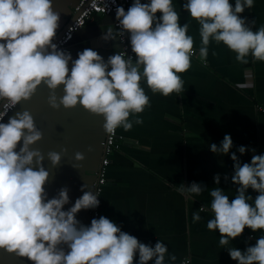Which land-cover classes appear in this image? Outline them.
<instances>
[{
    "label": "clouds",
    "instance_id": "clouds-1",
    "mask_svg": "<svg viewBox=\"0 0 264 264\" xmlns=\"http://www.w3.org/2000/svg\"><path fill=\"white\" fill-rule=\"evenodd\" d=\"M253 4L254 0H234V6L230 0H185L180 11L173 0H133L127 11L117 6L116 27L110 24L100 38L122 41L127 34L135 59L125 49L105 61L91 48L73 59L53 42L60 13L53 9L52 0H0V120L43 84L49 90L46 100L51 108L79 105L103 117L106 133L114 134L117 128L128 131L134 124H143L138 114L150 107L142 81L152 94L167 97L184 92V80L178 74L191 68L196 51L189 23L180 24L181 10L199 25L198 59L204 66L210 42L223 43L241 64H247L249 56L264 62V25L253 31L255 20L249 23L239 15ZM60 86L63 94L58 98ZM42 135L27 110L15 112L7 123L0 122V250L32 264H134L137 255L136 264H175L177 257L159 239L154 246L142 243L103 215L91 219L90 225L77 220L81 210L95 209L100 203L98 192L85 191L88 184L81 186L83 194L67 210V187L48 198L44 185L50 172L43 165L45 155L31 147ZM233 146L228 134L219 146L209 145L213 154H230L231 182L237 187L231 201L220 187L210 189L213 217L207 228L219 232V245L236 264H264V235L243 251L225 247L245 228L264 232V153L242 163L236 153L242 156L255 150L239 146L230 153ZM46 158L56 167L61 154L49 151ZM74 159L82 161L84 155L77 152ZM220 178L219 173L213 176L216 185ZM228 179L225 175L224 180ZM205 189L202 183L192 182L179 184L176 191L192 198ZM248 189L258 193L255 198L247 194ZM200 211L204 208L192 213L193 222L201 220ZM181 264H191L190 257Z\"/></svg>",
    "mask_w": 264,
    "mask_h": 264
},
{
    "label": "crops",
    "instance_id": "crops-1",
    "mask_svg": "<svg viewBox=\"0 0 264 264\" xmlns=\"http://www.w3.org/2000/svg\"><path fill=\"white\" fill-rule=\"evenodd\" d=\"M76 2L52 0L53 9L60 13L56 36L70 21ZM184 2L173 0V5L180 11ZM230 3L234 6V0ZM239 15L249 23L255 20L252 25L255 31L264 25V0H254L253 7ZM185 22L190 25L188 34L194 38L196 55L191 58V68L178 74L184 80V92L179 96L172 93L164 97L159 93L152 94L141 82L150 97V107L138 114L143 124H134L128 131L117 128L118 148L108 156L105 183L99 194L101 215L116 222L122 231L142 243L154 246L157 239L163 241L169 253L177 257L175 264L186 257H190L191 264H236L219 245V232L207 228V221L213 217L210 189L220 187L231 201L237 187L231 182L233 162L230 154H213L209 145L219 146L228 134L234 145L230 153L239 146L255 150L242 156L237 152L242 163L250 162L252 155L264 153V62L253 61L249 56V62L241 64L223 43L210 42L207 65L204 66L198 59L199 25L181 10L180 24ZM110 24L111 15H95L78 28L72 35V58L76 59L77 53L85 48L97 51L105 61L117 53L115 40L105 42L100 38ZM62 87L56 90L58 98L63 94ZM48 95L49 90L41 84L29 100L21 101L1 122L7 123L17 111L30 112L43 134L42 139L31 147L45 155L43 165L50 172L49 181L44 185L48 198L67 187L70 200L64 206L67 210L83 194L81 186L88 184L89 189L85 191L90 190L95 178L104 121L102 116L79 105L71 109L62 106L53 109L47 103ZM49 151L61 154L56 167H52L46 158ZM77 152L84 155L82 161L74 159ZM216 173L221 176L218 185L213 181ZM225 175L229 177L227 182ZM192 182L202 183L207 189L192 198L176 191L179 184L188 186ZM247 194L255 198L258 193L248 189ZM201 207L204 208L199 212L201 220L193 222L192 213ZM76 219L83 223L87 219V210H81ZM261 235L264 232L253 233L245 228L242 235L225 247L234 246L243 251L254 245ZM136 260L138 255L134 264ZM0 264L32 262L0 250ZM149 264L153 262L149 261Z\"/></svg>",
    "mask_w": 264,
    "mask_h": 264
},
{
    "label": "built area",
    "instance_id": "built-area-1",
    "mask_svg": "<svg viewBox=\"0 0 264 264\" xmlns=\"http://www.w3.org/2000/svg\"><path fill=\"white\" fill-rule=\"evenodd\" d=\"M131 4H132V0H115L114 4L112 3V0H77V2L73 7L74 17L66 24V26L62 29L60 34L54 39L53 42L56 43L60 48L70 52L73 33L78 28L82 27L84 24L91 21L93 16L111 15L112 16L111 26L115 28L118 23L115 17L116 7L122 6L125 9V11H127V9L131 6ZM115 42L117 46V52L126 49L127 55L132 56L133 59H135V55L131 52L130 43L127 34L125 35L122 41L119 38H117ZM1 121L2 120H0V122ZM119 138L120 136L117 134V129L115 130L114 134H109L106 133L105 131L103 132V137L102 140L100 141L99 163L94 173L95 178L90 184V190L96 191L100 194L102 186L105 183L104 175H105L106 166L108 164V156L110 155V153H112L114 150L118 148L117 140ZM98 199L100 201V197H98ZM100 216H101V202L99 203V206L97 208L87 210V219L82 224L90 225L91 219L99 218ZM182 260L178 261L176 264H181Z\"/></svg>",
    "mask_w": 264,
    "mask_h": 264
},
{
    "label": "water",
    "instance_id": "water-1",
    "mask_svg": "<svg viewBox=\"0 0 264 264\" xmlns=\"http://www.w3.org/2000/svg\"><path fill=\"white\" fill-rule=\"evenodd\" d=\"M73 17H74V15L71 16L70 20H71ZM61 31H62V30H61ZM56 37H57V36H56ZM56 37H55V38H56ZM103 132H104V130H103ZM99 146H100V144H99ZM91 183H92V182H91Z\"/></svg>",
    "mask_w": 264,
    "mask_h": 264
}]
</instances>
